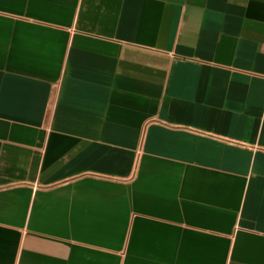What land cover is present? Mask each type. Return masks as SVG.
<instances>
[{
  "label": "crops",
  "instance_id": "crops-1",
  "mask_svg": "<svg viewBox=\"0 0 264 264\" xmlns=\"http://www.w3.org/2000/svg\"><path fill=\"white\" fill-rule=\"evenodd\" d=\"M0 264H264V0H0Z\"/></svg>",
  "mask_w": 264,
  "mask_h": 264
}]
</instances>
